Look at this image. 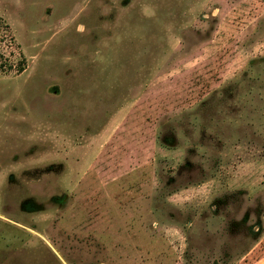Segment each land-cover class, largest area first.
Masks as SVG:
<instances>
[{"label": "rangeland", "instance_id": "rangeland-1", "mask_svg": "<svg viewBox=\"0 0 264 264\" xmlns=\"http://www.w3.org/2000/svg\"><path fill=\"white\" fill-rule=\"evenodd\" d=\"M0 264H264V2L0 0Z\"/></svg>", "mask_w": 264, "mask_h": 264}, {"label": "trees", "instance_id": "trees-1", "mask_svg": "<svg viewBox=\"0 0 264 264\" xmlns=\"http://www.w3.org/2000/svg\"><path fill=\"white\" fill-rule=\"evenodd\" d=\"M262 2H264V0H261Z\"/></svg>", "mask_w": 264, "mask_h": 264}]
</instances>
